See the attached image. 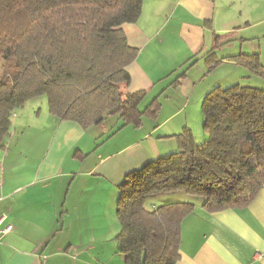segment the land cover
Instances as JSON below:
<instances>
[{"label":"crops","instance_id":"0c3cea01","mask_svg":"<svg viewBox=\"0 0 264 264\" xmlns=\"http://www.w3.org/2000/svg\"><path fill=\"white\" fill-rule=\"evenodd\" d=\"M121 29L138 51L124 92L147 93L142 111L158 99L157 117L116 132V118L108 131L105 123L85 130L53 116L34 172L29 157L0 156V219L12 227L0 242V264H125L115 242L119 186L178 151L176 137L194 131L191 118L213 89L255 88L258 76L230 58L258 55L264 67V0H144L139 20ZM212 51L221 61L214 69ZM157 198L195 205L182 223L178 264H264V188L249 206L212 214L183 193Z\"/></svg>","mask_w":264,"mask_h":264},{"label":"trees","instance_id":"16d2710c","mask_svg":"<svg viewBox=\"0 0 264 264\" xmlns=\"http://www.w3.org/2000/svg\"><path fill=\"white\" fill-rule=\"evenodd\" d=\"M144 0H0V58L9 75L0 82V150L6 149L15 112L46 96L50 115L83 129L115 117L122 128L155 119L161 103L140 106L147 93H125L128 68L138 51L121 27L135 24ZM209 68L221 61L214 51ZM259 78L258 55L230 58ZM189 66L173 85L186 77ZM207 140L196 143L185 129L178 151L129 174L119 186L118 253L125 264H178L182 223L195 210L175 202L148 210L147 201L184 193L208 213L249 206L264 188V90L217 87L202 103Z\"/></svg>","mask_w":264,"mask_h":264},{"label":"rangeland","instance_id":"374dc122","mask_svg":"<svg viewBox=\"0 0 264 264\" xmlns=\"http://www.w3.org/2000/svg\"><path fill=\"white\" fill-rule=\"evenodd\" d=\"M8 77L9 75H7L3 61L0 58V82H7L9 79ZM255 79L253 80V82H255V88L264 90V79L259 77ZM15 114L22 118V124H20L21 122L16 123V116L12 118L14 134L7 140L6 149L4 151L0 150V156L9 155L17 159L19 157H21V159L29 157L28 161L32 163H30V172H34L37 168L38 161L45 157L47 153V144L53 136V130L51 128L53 116L50 115L48 99L44 96L30 100L22 108L18 109ZM110 119H115V117L107 118L104 127L108 131L111 128L110 124H108ZM191 120H193L192 125L194 131H192V133L196 143H204L207 140V136L204 131L202 105L198 108V111L196 107V115L192 116ZM22 162H24V160H22ZM26 171L28 172L29 170ZM183 195L186 194L183 193ZM163 200H159L157 197L151 198L147 201L146 208L148 210H153L154 208L160 207L165 204ZM116 230L118 231L117 227ZM115 242L117 244V241ZM116 252L117 255L121 257V254L118 253V249Z\"/></svg>","mask_w":264,"mask_h":264},{"label":"built area","instance_id":"2783aa9c","mask_svg":"<svg viewBox=\"0 0 264 264\" xmlns=\"http://www.w3.org/2000/svg\"><path fill=\"white\" fill-rule=\"evenodd\" d=\"M1 183H0V188H1ZM6 219V217L4 216L3 218L0 219V242L2 241V239L8 235L11 231H12V227L11 226H6L3 227V222Z\"/></svg>","mask_w":264,"mask_h":264}]
</instances>
